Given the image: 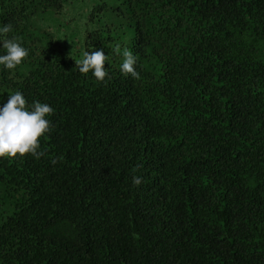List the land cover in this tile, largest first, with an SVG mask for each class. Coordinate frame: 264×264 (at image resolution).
I'll return each instance as SVG.
<instances>
[{"label":"trees","instance_id":"16d2710c","mask_svg":"<svg viewBox=\"0 0 264 264\" xmlns=\"http://www.w3.org/2000/svg\"><path fill=\"white\" fill-rule=\"evenodd\" d=\"M74 1L0 0L30 50L0 107L55 109L43 157L0 158V264H264V0H123L127 27L85 11L69 54L45 23ZM101 48L105 82L77 69Z\"/></svg>","mask_w":264,"mask_h":264},{"label":"clouds","instance_id":"9594fccd","mask_svg":"<svg viewBox=\"0 0 264 264\" xmlns=\"http://www.w3.org/2000/svg\"><path fill=\"white\" fill-rule=\"evenodd\" d=\"M13 30L12 23L0 26V43L4 50L0 52V66L10 71L15 70L30 55V50L19 37L9 35ZM114 52L122 56L121 73L140 79L141 74L137 69L138 55L127 47L122 48L119 43L115 45ZM106 63L110 65L111 57L105 54L103 48L84 51L82 58L77 60V69L81 74L91 73L98 81L105 82L106 77L110 76V69L105 67ZM54 113L55 109L48 103L35 101L29 104L22 91L17 90L10 94L8 101L0 107V158H14L18 155L24 157L28 154L36 159L43 157L45 152L41 150L40 141L53 130L49 117ZM133 183L139 186L143 183V178L134 176Z\"/></svg>","mask_w":264,"mask_h":264},{"label":"rangeland","instance_id":"374dc122","mask_svg":"<svg viewBox=\"0 0 264 264\" xmlns=\"http://www.w3.org/2000/svg\"><path fill=\"white\" fill-rule=\"evenodd\" d=\"M122 2L123 0H75L72 4V11L70 12V14L66 12L55 15L53 17L51 16L45 24L47 25V27H50V30L54 33L61 28L66 31V33H63L64 43L62 46L63 49L68 50L70 54V49H72V47L74 46L72 42V35H74L73 33L75 32V29L77 27H83L85 31L87 28H90V25L85 23L84 19L86 18V16L88 17V13H92L94 9H97L96 17H101L102 20L113 23V27H116L119 22L127 27L129 21L127 20V18L119 16V13L117 11V8L120 7ZM104 4H106L107 7L101 8L100 6H103ZM85 11H88L87 15ZM83 16L84 18L82 21L81 18ZM0 203L2 202L0 201Z\"/></svg>","mask_w":264,"mask_h":264}]
</instances>
